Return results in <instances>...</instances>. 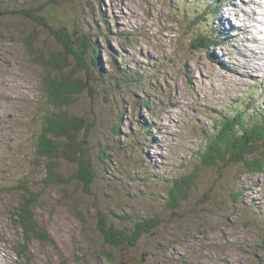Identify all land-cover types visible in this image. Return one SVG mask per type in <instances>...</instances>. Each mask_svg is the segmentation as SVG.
Here are the masks:
<instances>
[{
  "label": "rangeland",
  "instance_id": "1",
  "mask_svg": "<svg viewBox=\"0 0 264 264\" xmlns=\"http://www.w3.org/2000/svg\"><path fill=\"white\" fill-rule=\"evenodd\" d=\"M63 26L100 46L103 72L91 66L89 88L63 108L88 126L82 145L53 159L38 152L45 116L63 112L42 85L52 55L85 79L56 40ZM248 105L264 115V0H0V264H264V171L194 154L220 114ZM257 151L247 160L264 165V141ZM77 160L91 163L90 188ZM188 175V197L169 208L173 181ZM101 218L154 229L115 247Z\"/></svg>",
  "mask_w": 264,
  "mask_h": 264
},
{
  "label": "trees",
  "instance_id": "2",
  "mask_svg": "<svg viewBox=\"0 0 264 264\" xmlns=\"http://www.w3.org/2000/svg\"><path fill=\"white\" fill-rule=\"evenodd\" d=\"M21 12L29 20L39 25L47 26V21L43 17L35 15L30 9H21ZM55 37L63 46L66 53L74 57L79 70L85 74L84 80L81 76L75 77L73 74H68L65 67L59 61V58L52 55L51 64H54L52 66L53 75L48 74L42 80V85L49 103L53 106L54 110L63 112H55L45 116L47 127L43 129V142L39 144L38 152L44 157L62 159V156L65 157L67 155L69 158L73 154L71 151L73 147H80L82 145L77 140V133L88 128L82 118L68 115L66 113L67 110L64 111L63 108L69 102L70 95L82 94L89 88V82L91 81L93 73L91 66L96 67L101 73L103 72V60L100 53V46L93 44L91 36H84L80 40H75L69 34L67 27L63 26L55 32ZM217 38L220 39L218 43L223 44L224 39L222 41V37L220 36H217ZM207 44L208 40L203 38L197 40V44H193V47L195 49H206ZM90 56L92 58L89 60ZM101 75L104 77L103 74ZM143 106L149 110V101L144 102ZM248 108L250 109L251 105H248L247 108L235 107L234 111L230 114L222 113L219 115V119L215 123L217 129L194 152L195 155L201 157L203 164L213 167L219 166L221 163L229 166L230 164L246 162V166L252 172L264 171V165L260 162L261 160L257 161L254 159V162L247 160V157H251L258 152L257 149L261 148V143L264 141V120L261 121L260 119L264 115L260 111L248 114ZM262 110L264 112V109ZM45 136L51 137L55 141H58V143L51 140L45 142L43 139ZM61 139L67 142L60 144L61 141L59 140ZM42 145H44L45 150L40 149ZM76 162L79 164L78 160ZM94 173L91 163L81 162L79 164V176L85 182L87 188H90L94 183ZM193 184V175L175 179L168 191V207L176 210L182 200L188 197L187 192L192 188ZM26 201L34 211L36 199L34 197H28ZM21 219L23 225L25 222L33 223L35 221L30 211L29 213L28 211L23 212ZM150 224L151 222L147 221L145 223L144 221L136 223L135 226H137V229H134L133 233L129 234L127 230H115L114 227L106 222L105 218H101L98 228L108 244L119 247L120 243L123 242V244L129 247H135L143 234L151 229ZM18 254L21 256L20 253ZM111 260L113 261V259Z\"/></svg>",
  "mask_w": 264,
  "mask_h": 264
},
{
  "label": "bare ground",
  "instance_id": "3",
  "mask_svg": "<svg viewBox=\"0 0 264 264\" xmlns=\"http://www.w3.org/2000/svg\"><path fill=\"white\" fill-rule=\"evenodd\" d=\"M229 119V118H228Z\"/></svg>",
  "mask_w": 264,
  "mask_h": 264
}]
</instances>
